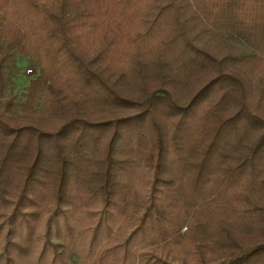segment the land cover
<instances>
[{
  "label": "trees",
  "instance_id": "obj_1",
  "mask_svg": "<svg viewBox=\"0 0 264 264\" xmlns=\"http://www.w3.org/2000/svg\"><path fill=\"white\" fill-rule=\"evenodd\" d=\"M0 234V264H264V0H0Z\"/></svg>",
  "mask_w": 264,
  "mask_h": 264
},
{
  "label": "rangeland",
  "instance_id": "obj_2",
  "mask_svg": "<svg viewBox=\"0 0 264 264\" xmlns=\"http://www.w3.org/2000/svg\"><path fill=\"white\" fill-rule=\"evenodd\" d=\"M18 63H19L20 66L18 65L19 68H17L15 82L17 83L18 87H22L25 83H24V81H22L24 78L22 76L21 71L24 70V69L27 71L28 70L27 68H29V67H27L26 64H24L25 61H23L21 59L18 60ZM21 81H22V83H20ZM16 92H17V94H19L20 93V89L18 88V90H16ZM7 228H8V226H6L4 228V232H5V229H7ZM0 241H4V235L3 234H0Z\"/></svg>",
  "mask_w": 264,
  "mask_h": 264
}]
</instances>
